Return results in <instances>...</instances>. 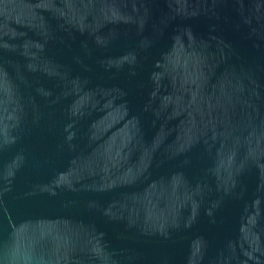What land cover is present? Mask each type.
I'll return each instance as SVG.
<instances>
[{"label": "water", "instance_id": "95a60500", "mask_svg": "<svg viewBox=\"0 0 264 264\" xmlns=\"http://www.w3.org/2000/svg\"><path fill=\"white\" fill-rule=\"evenodd\" d=\"M0 264H264V0H0Z\"/></svg>", "mask_w": 264, "mask_h": 264}]
</instances>
